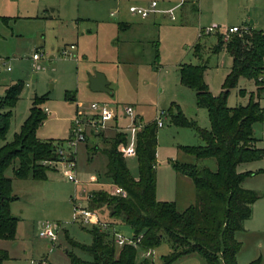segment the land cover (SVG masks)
<instances>
[{
  "label": "rangeland",
  "instance_id": "rangeland-1",
  "mask_svg": "<svg viewBox=\"0 0 264 264\" xmlns=\"http://www.w3.org/2000/svg\"><path fill=\"white\" fill-rule=\"evenodd\" d=\"M118 2L0 0V97L7 85L18 80L23 83L6 138L0 144L12 140L19 131L34 96L44 98L42 108L47 116L37 128L36 136L53 142H64L71 133L77 112H88L92 102H104L99 101L100 98L107 100L110 107L118 105V110L124 105H133L144 124L163 111V126L156 128V198L174 201L177 209L183 210L194 202L195 187L192 197L186 198L188 194L177 185L172 174L175 172L173 163L215 170L216 161L196 158L179 148L202 145L203 141L193 127L176 125L168 116V109L176 112L178 108L189 122L202 129L210 128L207 109L198 106L195 91L180 82L179 64L202 61L207 64L204 80L209 91L218 95L231 59L223 52L211 53L216 33L221 31L217 28L236 25L264 30V0H198V11L183 22L168 17L144 20L127 12L126 4L139 6L137 0ZM117 9L119 13L111 16ZM122 14L133 22L126 29L117 26ZM209 26L214 31L199 37V30ZM198 39L202 60L191 50ZM71 44L76 49L65 53L64 49ZM35 52L40 55L37 60L33 59ZM96 72L106 76L111 93L90 89L89 78ZM255 88L252 79L240 77L236 87L229 91L227 106L245 105ZM71 95L75 98L70 99ZM261 95L260 106L264 108V88ZM253 130L257 139L255 146L263 156L239 164L237 171L252 172L242 180L241 186L254 190L259 198L252 204L251 215L244 220L243 229L235 233L241 243L236 255L238 264L254 260L264 264V118L254 123ZM114 134L115 131L109 129L105 132L107 138L91 136L77 145L75 181L68 180L63 162L47 163L54 169L48 171L45 180L15 178L13 167L17 160L6 170L5 175L12 179L13 193L19 198L11 203V213L18 219L14 240L0 239V249L8 253L3 264H71L67 251L83 260H91L88 252L71 246L68 241L69 238L85 246L92 242L91 225L74 222L73 208L78 202L87 205L86 198L93 192L114 194L116 186L105 176L108 160L102 151L111 146L109 137ZM95 145L99 150L94 152ZM126 163L130 173L137 177L136 157H127ZM186 179L192 181L187 176ZM96 212L100 219L115 222L122 235L132 236L131 228L120 219L111 218L106 206ZM45 226L57 228L54 244L39 236L40 228ZM171 250V244L162 241L154 248L150 260L153 264H165L164 257ZM204 263L201 254L190 253L170 264Z\"/></svg>",
  "mask_w": 264,
  "mask_h": 264
},
{
  "label": "trees",
  "instance_id": "trees-1",
  "mask_svg": "<svg viewBox=\"0 0 264 264\" xmlns=\"http://www.w3.org/2000/svg\"><path fill=\"white\" fill-rule=\"evenodd\" d=\"M225 49L231 56L229 71L218 95H213L204 80L205 63L179 64L180 82L195 91L198 106L205 107L210 121L209 129H202L189 122L177 108L168 109V116L179 126L193 127L203 144L179 146L196 158H214L216 169L174 162V170L189 177L195 187V200L183 210L174 201L156 198V122L145 123L137 133L136 159L138 176L134 177L122 156L125 136L115 132L109 137L111 146L102 151L107 156L105 176L122 188L119 194L105 191L91 193L88 208L97 210L106 206L109 216L128 225L132 236L141 235V247L155 248L162 241L171 244L172 250L164 257L170 264L181 256L199 253L204 264H238L236 255L241 243L235 233L243 229V222L250 217L252 204L259 198L257 192L241 186L242 180L252 172L237 171L241 163L263 156L255 146L253 125L264 118V108L259 99L264 88V30L248 27L247 32L230 34L227 38L216 33V43L211 53ZM192 52L201 58V45L197 40ZM240 77L255 82V92H250L245 105L227 106V96L236 87ZM23 88L22 81L9 84L0 97V141L8 132L13 108ZM74 99V95L70 96ZM44 98L34 96L27 117L12 140L0 144V239L14 240L18 219L11 213V203L18 197L12 190V179L6 170L17 160L13 175L18 179L45 180L47 165L59 160L57 147L61 141L40 140L37 128L47 116L42 108ZM99 137L107 138L105 135ZM92 150L99 148L95 145ZM92 242L85 246L68 238L73 247L88 252L91 260H83L72 251L66 254L71 264H153L148 258L138 259V248L125 244L117 250L111 234L91 225ZM8 259V253L0 249V264ZM254 260L248 264H258Z\"/></svg>",
  "mask_w": 264,
  "mask_h": 264
},
{
  "label": "built area",
  "instance_id": "built-area-1",
  "mask_svg": "<svg viewBox=\"0 0 264 264\" xmlns=\"http://www.w3.org/2000/svg\"><path fill=\"white\" fill-rule=\"evenodd\" d=\"M197 1V0H194ZM183 1H181V5ZM174 8L160 10L157 8V0H151L148 6H129V11L134 14L147 16L154 12H165L174 18ZM113 14V13H111ZM226 28V29H222ZM222 33L225 38L230 34L247 32V27L230 26V27H218L217 31ZM214 31L212 26L202 28L199 30V36L208 35ZM74 45L71 44L69 48H65V53H71L74 49ZM40 58L38 53L33 54V59L37 60ZM9 69V68H8ZM47 112V109H45ZM164 112L160 111L156 114L154 121L158 127L163 126L162 118ZM144 123L137 119L133 107L131 105H124L122 110H118V107H110L105 102H92L88 112L78 111L74 117L71 127V133L69 137L61 142L57 147V153L59 160L56 162H63L66 166L65 175L68 180L75 181V148L80 142H85L91 136L105 135V132L109 129L115 132L121 133L125 136L124 144L122 145V156L126 159L127 157H133L136 155V139L137 133L142 128ZM121 187L116 186L114 188V194L122 193ZM92 197L89 194L86 198L88 201ZM72 220L77 223L85 225H96L101 230L108 231L117 247H122L125 244H130L138 248L141 258L150 259L154 254V248L141 247L140 239L138 237H125L118 232L116 223L113 221H104L100 219L96 210L88 208L87 205H81L80 202L74 204ZM57 228L52 226L41 227L38 234L41 237L48 239L52 244L57 240ZM34 264V262H31Z\"/></svg>",
  "mask_w": 264,
  "mask_h": 264
},
{
  "label": "crops",
  "instance_id": "crops-1",
  "mask_svg": "<svg viewBox=\"0 0 264 264\" xmlns=\"http://www.w3.org/2000/svg\"><path fill=\"white\" fill-rule=\"evenodd\" d=\"M120 1L121 0H119V2L118 3H120ZM138 1V4H136V5H139V6H148L149 5V1H151V0H137ZM181 1H183L182 2V4L181 5H178V4H180L181 3ZM198 1V0H197ZM197 1H194V0H157V8L158 9H160V10H165V9H169V8H172V7H175L174 8V11H173V13H174V18H171L170 17V15L169 14H167V13H165V12H161V11H159V12H154V13H151V14H149V15H147V16H142V15H138V14H134V13H131L130 11H129V6H132V5H134V4H132V3H129V4H126V8H127V12L128 13H130L132 16H138V17H140L141 19H144V20H146V19H148V18H150V17H153V21L154 20H156V18H166V17H168V18H170V20H176L177 18L179 19V20H181L182 22L183 21H185L186 20V17H189L190 15H192V16H194L195 15V13H196V11H198V4H197ZM123 4H124V2H123ZM119 9H117L116 10V12L115 11H113V12H111V13H113V14H111L110 13V15L111 16H115L117 13H119ZM5 17V16H4ZM121 17H122V19L117 23V26H118V28L119 29H126V28H128L130 25H131V23H133L132 22V20L130 19V17L129 16H127V15H121ZM252 28H253V26H252ZM210 35V34H209ZM205 36V35H204ZM199 37H202V36H199ZM199 40V39H198ZM213 43H215V41L214 42H212V44ZM74 45V44H73ZM75 46V45H74ZM74 49H76V46L74 47ZM74 49H72V50H74ZM191 50H192V47H191ZM220 52H223L224 54H227L228 56H229V58L231 59V62H232V58H231V56L227 53V51L225 50V49H222ZM220 52H218V53H215V55L216 54H219ZM212 54H214V53H212ZM203 59V58H202ZM202 59H199V60H202ZM202 63H203V61H202ZM207 65V64H206ZM230 66H231V64H230ZM9 68V67H8ZM7 68V69H8ZM230 68V67H229ZM208 69V65H207V68L205 69V71H204V78H205V72H206V70ZM229 71V70H228ZM228 73V72H227ZM105 76V75H104ZM105 78H106V76H105ZM107 80V79H106ZM109 84H110V82H108L107 83V87H108V89H109ZM8 86V85H7ZM6 86V87H7ZM6 89V88H5ZM110 90V89H109ZM255 90H256V88H255ZM255 90L254 91H252V92H255ZM94 92H102V91H94ZM106 93V92H105ZM107 93H111V91L110 92H107ZM74 98H75V96H74ZM98 100V99H97ZM99 101H104L105 103H107L106 101L107 100H103V99H101L100 98V100ZM259 102H260V99H259ZM116 104H119V102H116ZM127 105H130V104H127ZM118 105H116V107H117ZM132 107H133V110H134V112H135V115H136V117H137V119L139 120L140 119V115H139V113L135 110V107L133 106V105H131ZM141 121V120H140ZM110 130H112V129H110ZM114 131V130H113ZM135 157V156H134ZM172 172V171H171ZM173 176H174V178H175V180H176V183H177V185L179 186H181V189H184V191H186L185 193H187L188 194V196L186 197V198H188V199H190L191 197H192V194H193V189L192 188H194V184H193V182L192 181H188L187 179H186V176H184V175H178V173L175 171H173ZM192 182V183H191ZM157 187V186H156ZM13 189V188H12ZM18 197V196H17ZM19 198V197H18ZM18 198L16 199V200H18ZM190 203V202H189ZM186 208V207H185ZM13 241V240H12Z\"/></svg>",
  "mask_w": 264,
  "mask_h": 264
},
{
  "label": "water",
  "instance_id": "water-1",
  "mask_svg": "<svg viewBox=\"0 0 264 264\" xmlns=\"http://www.w3.org/2000/svg\"><path fill=\"white\" fill-rule=\"evenodd\" d=\"M108 81L105 76L101 72H96L93 76L89 78V87L92 91H102V92H110L107 87Z\"/></svg>",
  "mask_w": 264,
  "mask_h": 264
}]
</instances>
